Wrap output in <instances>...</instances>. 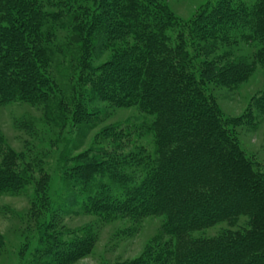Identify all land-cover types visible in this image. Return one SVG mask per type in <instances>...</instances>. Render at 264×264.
<instances>
[{
    "label": "trees",
    "instance_id": "obj_1",
    "mask_svg": "<svg viewBox=\"0 0 264 264\" xmlns=\"http://www.w3.org/2000/svg\"><path fill=\"white\" fill-rule=\"evenodd\" d=\"M237 40L258 45L251 60L216 54ZM257 64L264 73V0H209L184 24L162 0H0L1 102L40 104L55 127L75 124L80 140L102 103L135 106L151 136L149 147L130 144L133 131L114 125L93 148L67 150L59 204L35 159L0 153V194L34 181L33 205L50 213L27 264H67L90 251L91 229L57 228L59 216L78 211L105 222L163 218L166 239L124 264H264V174L208 93L234 89ZM255 106L264 114V94ZM239 217L244 227L192 237Z\"/></svg>",
    "mask_w": 264,
    "mask_h": 264
},
{
    "label": "rangeland",
    "instance_id": "obj_2",
    "mask_svg": "<svg viewBox=\"0 0 264 264\" xmlns=\"http://www.w3.org/2000/svg\"><path fill=\"white\" fill-rule=\"evenodd\" d=\"M209 0H162L166 9L181 24L188 23ZM247 3L253 0H244ZM64 31H57V36ZM229 51L233 56L252 59L258 50L255 43L237 40L235 44L220 47L216 54ZM210 55L208 59H211ZM202 58L196 59L200 61ZM221 116L233 124L240 149L248 160L264 174V114L256 110L257 99L264 94V73L257 64L254 72L234 89L224 86H208ZM99 122L91 124L83 139L76 133V126L68 121L60 129L45 118L44 107L15 100H0V138L4 148L14 154L23 155L24 163L35 162L47 173L48 194L53 204H59L66 192L62 186V161L67 150L72 155L93 148L100 131L114 125L126 126L133 131L130 144L151 146V136L139 124L148 118L135 106L113 107L102 103ZM250 115V117H249ZM248 116V117H246ZM70 119V118H69ZM138 127V128H136ZM7 148V149H6ZM1 161V156H0ZM18 165L21 167L20 161ZM30 162V163H31ZM35 181L38 174L33 173ZM34 181L28 183L24 192L0 194V264H27L38 240V231L50 213L33 205ZM69 207V206H67ZM72 206V211L75 210ZM59 216V215H58ZM245 217H239L235 225L226 222L194 232L192 237H216L222 231H234L244 227ZM58 229L74 234L77 230L89 228L93 242L88 253L67 264H124L142 256L145 249L157 241L166 239L163 233V218L147 216L140 219L114 218L101 221L98 217L78 211L57 218ZM242 224V225H241ZM67 235L65 239L72 237Z\"/></svg>",
    "mask_w": 264,
    "mask_h": 264
}]
</instances>
